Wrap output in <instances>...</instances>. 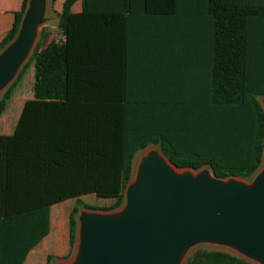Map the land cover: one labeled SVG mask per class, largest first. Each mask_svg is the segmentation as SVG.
Listing matches in <instances>:
<instances>
[{"label": "trees", "instance_id": "16d2710c", "mask_svg": "<svg viewBox=\"0 0 264 264\" xmlns=\"http://www.w3.org/2000/svg\"><path fill=\"white\" fill-rule=\"evenodd\" d=\"M75 1L63 0L58 12L62 38L33 49L34 95L13 132L0 133V264H23L49 231L50 206L75 198L65 258L79 207L92 208L80 197L114 199L110 209L124 205L133 157L149 144L179 169L207 167L226 179L249 177L262 162L264 0H80L73 12ZM28 2L12 12L0 51L17 35ZM194 10L201 115H161L167 53L175 83L181 15ZM185 24L193 30L192 19ZM27 64L3 90L0 115ZM150 86L154 115L145 95ZM185 264L253 263L199 249Z\"/></svg>", "mask_w": 264, "mask_h": 264}, {"label": "water", "instance_id": "95a60500", "mask_svg": "<svg viewBox=\"0 0 264 264\" xmlns=\"http://www.w3.org/2000/svg\"><path fill=\"white\" fill-rule=\"evenodd\" d=\"M41 9L40 1L27 7L17 35L0 51V90L30 54ZM191 171L179 170L160 151L148 153L126 184L121 209L80 214L72 264H179L199 240L264 263V168L251 184Z\"/></svg>", "mask_w": 264, "mask_h": 264}, {"label": "rangeland", "instance_id": "374dc122", "mask_svg": "<svg viewBox=\"0 0 264 264\" xmlns=\"http://www.w3.org/2000/svg\"><path fill=\"white\" fill-rule=\"evenodd\" d=\"M19 0H0L1 4H12V2L17 3ZM37 1H40L42 3V9L39 16V22L37 25V31H36V37L32 46V50L28 57L24 60L28 61V66L23 71L22 76L20 79L16 82L14 87L12 88L11 92V98L8 102V105L2 115H0V133L9 134L13 131L14 123L17 119V113L18 108L22 103L32 97L31 90H32V82H33V71L34 67H32L33 60L29 59L31 56V53L33 49L38 46L39 48H43L46 46V44L52 40V39H59L61 38V27L59 26V19H58V12L61 10L63 0H29L28 6L33 3L35 4ZM27 6V7H28ZM9 24V18L3 16L0 18V32ZM23 62V63H24ZM22 66V64H21ZM21 66L19 67L18 71L21 69ZM16 73V75H17ZM15 75V76H16ZM5 87L0 90V96L3 92ZM258 100L264 110V96L259 95ZM20 112V110H19ZM19 114V113H18ZM155 151L159 152V147L154 144H149L145 148L138 150L134 157H133V163L131 168V177L129 181H133L137 178L139 168L142 162V159L150 152ZM264 168V152H263V158L261 165L258 167V169L252 173L249 177L246 178H239L241 181L245 182L246 184H251L252 181L255 179L257 174ZM186 168H181L179 170H184ZM206 170L209 172L210 175H212L211 170L207 167H202L199 170H190L193 173ZM81 201L84 202L86 205L92 207L87 208L80 206L79 210L77 211V235L75 239V243L73 245L72 250L69 252V254L64 258L62 255L54 254V257L51 258L49 264H72L76 258L79 244H80V231H81V221H80V214L82 212L87 213H107V212H115L121 209V207L110 209L112 205L114 204V199H105L96 196L95 194H87L80 197ZM75 198L69 199L61 204H58L55 208L58 212L57 214L62 217V234L64 235L65 241H67L68 238V215L70 209L75 204ZM54 208V209H55ZM199 249H207V250H222L229 252L231 254H234L240 258H243L245 260H248L252 262L253 264H264L259 263L258 261H254L251 259H246L242 254L238 253L235 249H232L228 245H225L220 242L215 241H209V240H199L196 242L191 243L183 253V256L179 262V264H185L186 261L192 256V254ZM54 250V248H53ZM61 252V251H60Z\"/></svg>", "mask_w": 264, "mask_h": 264}, {"label": "crops", "instance_id": "0c3cea01", "mask_svg": "<svg viewBox=\"0 0 264 264\" xmlns=\"http://www.w3.org/2000/svg\"><path fill=\"white\" fill-rule=\"evenodd\" d=\"M186 2H189V4L191 5L192 1H184L185 6H186ZM20 3L21 0H19L17 3L12 2V4L0 3V18L3 16L9 18V24H7V26H5V28L0 32V39L5 34L7 29L11 26L13 21L12 12L19 8ZM80 9H81V1L76 0L71 6V11L77 12ZM195 12L196 11L194 10L193 14L192 12H190L189 14L185 13L181 15V17L184 19V22H183V30L180 33V40H181L180 45L177 49L179 65H178V79L175 83L174 81L170 82L169 79L170 59L168 60L167 58H170V55L169 53H167V57H166L167 70L165 71V77L163 72L162 76L164 77V79L162 80L161 88H160L161 101H162L161 115H201L202 88L199 79L201 72L200 71L201 67L199 65V54L201 49L198 46L200 31L196 30L197 15L195 14ZM187 18L189 20L190 19L193 20V24H194L193 30H185V27H187L185 24ZM61 38H62V31H61ZM61 38L54 40H60ZM31 66L34 67V61ZM33 83H34V73H33V82H32V90H31L32 97L34 95ZM173 84H176L175 87ZM154 91H155L154 86H150L145 90L146 92L145 95L151 99L149 108L150 111L152 112V115H154V97H155ZM10 98L7 101L6 107L8 105ZM173 100L177 101V103L175 104L177 108L175 109L173 107L174 103H171V101ZM24 102L18 108L19 114L17 113L18 116L16 122L19 118ZM16 122L14 123V128ZM67 200H64L62 202L50 206L49 231L46 236H44L34 247H32L29 250L23 264H46V257L48 254L54 256V254L61 253L59 255L63 256L68 253L69 251L68 238L67 241H65L64 235L62 234L63 220L62 217L57 214L58 212L56 211L55 208L58 204H61Z\"/></svg>", "mask_w": 264, "mask_h": 264}]
</instances>
